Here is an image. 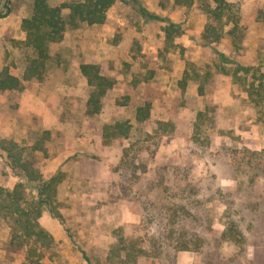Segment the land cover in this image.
Wrapping results in <instances>:
<instances>
[{
    "label": "rangeland",
    "instance_id": "1",
    "mask_svg": "<svg viewBox=\"0 0 264 264\" xmlns=\"http://www.w3.org/2000/svg\"><path fill=\"white\" fill-rule=\"evenodd\" d=\"M227 1L237 6L238 22L219 46L248 71L221 62L202 42L201 33L211 22L205 5L212 7V0H191L190 5L142 0L149 10L179 21L183 33L171 40L165 39L164 23L143 22L130 4L118 0L102 24L68 25L62 40L49 44L43 82L32 79L24 81L21 91H0V139L30 146L48 130L47 156L38 153L36 166L43 177L57 168L62 172L54 202L61 219L44 211L65 231L67 241L55 242L38 264H87L79 247L92 264H264V148H248L239 134L251 121L264 123V0ZM5 4L9 10L0 18V70L6 67L21 78L34 56L21 29L33 0H0V12ZM68 13V8L61 11L64 19ZM232 26L225 23L224 33ZM86 57L115 80L101 111L90 116L102 128L117 121L130 125L128 137L104 142L121 149L104 182H99L103 166L89 159L99 157L86 150L70 151L61 164H47L62 150L61 139L83 135L84 101L91 88L82 75L79 85L75 73ZM183 77L184 89L179 82ZM59 80L78 85L80 95L62 101V131L43 125L25 107L29 94L40 96L39 89L51 88L46 81L55 85ZM5 102L16 103L15 113L1 111ZM145 102L150 103L149 117L138 123L135 109ZM230 114L237 129L226 128ZM91 127L84 124L85 130ZM167 135L179 137L172 150L166 146ZM2 153L0 185L13 187L18 178ZM9 235L0 227V248L5 250L0 264H32L24 260V252L8 249ZM126 250L131 256L125 257Z\"/></svg>",
    "mask_w": 264,
    "mask_h": 264
},
{
    "label": "trees",
    "instance_id": "2",
    "mask_svg": "<svg viewBox=\"0 0 264 264\" xmlns=\"http://www.w3.org/2000/svg\"><path fill=\"white\" fill-rule=\"evenodd\" d=\"M116 1L118 0H81L51 5L47 0H33L32 13L21 20V29L25 33L24 44L33 51L34 56L28 59L21 78L9 73L6 67L0 70V91H21L24 88V81L32 79L43 82L47 78L46 62L49 59V44L62 40L68 25L74 28L81 22L88 25L102 24L106 18V11ZM120 1L130 4L143 22L164 23L163 32L166 40H171L183 33L180 23L149 10L142 0ZM175 2L177 5L192 3L191 0H175ZM212 3L214 4L212 7L209 4L205 5V12L211 22L205 25L201 33L202 42L211 46L221 62L235 64L237 70L248 71L250 67L229 58L219 46L225 35L234 34L238 22L237 6L227 0H212ZM4 8L5 11L0 12V18L8 13L6 4ZM63 8L69 9L67 19L62 17ZM227 22L232 23L233 26L224 33L223 25ZM79 72L86 78L91 88L84 101V113L87 116L97 114L101 111L103 98L114 86L115 80L102 74L100 66L95 63H80ZM184 79L183 77L179 81L182 89L185 87ZM46 82L49 87H53L51 81ZM115 103L120 102L116 99ZM9 104L3 103L1 111L15 113L16 103L13 106ZM149 111V102L138 105L135 109V120L138 123L144 122L149 117ZM259 112H261L260 109ZM129 127L127 121L104 125L103 142L106 143L109 139L117 137H128ZM49 134L48 130H43L42 136L30 146L13 140L0 139V150L5 154L7 166L18 178L12 188L0 185V227L5 228L10 234L7 242L8 249H12L15 253L24 252V260L32 264H38L45 251L55 245L53 236L39 222L43 210L47 209L52 217L61 219L60 214L54 209V202L56 187L61 180L62 172L60 168H57L53 175L43 177L36 166L38 153L41 152L43 158L47 156V147L44 142ZM67 235L74 242L68 231ZM79 251L87 264H92L85 250L79 247ZM141 252L140 249L137 253ZM112 253L114 251L110 250V255ZM124 254L127 257L132 253L126 250Z\"/></svg>",
    "mask_w": 264,
    "mask_h": 264
},
{
    "label": "crops",
    "instance_id": "3",
    "mask_svg": "<svg viewBox=\"0 0 264 264\" xmlns=\"http://www.w3.org/2000/svg\"><path fill=\"white\" fill-rule=\"evenodd\" d=\"M179 22V21H175ZM80 63H96L97 61L85 58V60H82ZM79 63V64H80ZM79 68V65H78ZM75 76H77L79 80V85L82 84V77L81 73L77 72L75 73ZM84 84V83H83ZM78 85H75L73 82L65 81V80H59L58 82L53 85L52 88L48 89V92H46L44 89H39L40 96L37 95L36 91L32 92V94H29L28 102L26 103L25 107L28 108L30 111L29 114L31 117L37 118L43 125L47 126L48 128L54 127V130L56 131H62L64 128V122H62L60 116L61 111L60 108L63 106L61 105L62 101L66 99L65 96H80L78 91ZM45 92V95L43 94ZM43 95V96H42ZM68 99V98H67ZM26 102V101H25ZM25 102L21 103L22 106H24ZM58 108V110H57ZM232 111V110H231ZM230 118H229V117ZM227 116V120H229V126L226 128L228 129H235L236 128V122L235 117H232V114ZM98 118L93 116H86L83 119V135L81 136H72L71 138L61 139V151L57 154L51 155V161H49L47 164L50 165L52 162H56L58 164H61L68 155H70L74 150V152H77L76 150H79L82 152L83 150H86L90 155H97L99 158H89L93 161L98 162L103 166V172H102V179H99L104 182L105 178V171L108 167V165L112 162H116V156L118 158V153H121V149L116 148L112 144H105L103 142V131L102 127L98 124L96 121ZM237 119V117H236ZM247 119V117H246ZM100 122V120H99ZM103 122V121H101ZM251 123V124H250ZM249 124H247L249 127H242L241 130H239V134H241V138L243 140V143L248 146V148L254 149V150H261V148H264V123L259 122L257 120L251 121ZM84 124H87L88 126H92L91 129H84ZM102 125V123H101ZM237 129V128H236ZM238 132V131H237ZM216 138L218 136H215ZM179 137H172V136H166L167 143L166 146L170 150H172L171 145L175 142L176 139ZM115 142H117V139H114ZM112 151V154H110V150ZM70 151H72L70 153ZM94 151H97V153H94ZM79 152L77 154L79 157L82 155ZM73 154V153H72ZM120 157V155H119ZM66 165V163H64ZM57 168V165L52 168L51 170H55ZM42 172L46 175V170H42ZM9 188H12V185L7 184L6 185ZM40 224L50 232V234L53 236L55 242H66L67 236L65 231L61 230L58 227V224L55 223L54 219L51 218L49 213L47 211L42 212L40 218H39ZM3 248H0V252H4ZM14 264V263H13Z\"/></svg>",
    "mask_w": 264,
    "mask_h": 264
}]
</instances>
